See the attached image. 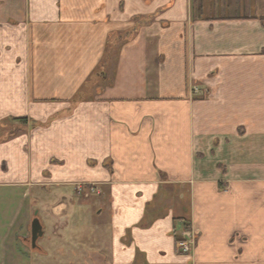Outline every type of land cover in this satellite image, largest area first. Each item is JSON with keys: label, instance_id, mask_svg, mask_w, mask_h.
Instances as JSON below:
<instances>
[{"label": "crops", "instance_id": "0c3cea01", "mask_svg": "<svg viewBox=\"0 0 264 264\" xmlns=\"http://www.w3.org/2000/svg\"><path fill=\"white\" fill-rule=\"evenodd\" d=\"M3 129L31 264H264V0H0Z\"/></svg>", "mask_w": 264, "mask_h": 264}, {"label": "rangeland", "instance_id": "374dc122", "mask_svg": "<svg viewBox=\"0 0 264 264\" xmlns=\"http://www.w3.org/2000/svg\"><path fill=\"white\" fill-rule=\"evenodd\" d=\"M6 137H7V129H3L0 134V140ZM27 203L28 200L19 202L17 198L3 196L0 194V217H14L13 214H17L18 216L15 217H19L18 218L19 222L17 221L14 224L15 231L13 232L15 234L12 235L9 234V231L7 229H6L7 231L5 229L0 230V262L1 263L2 261L8 262L11 260V258H14L16 262L15 264H31V260L29 258L32 256L34 257L35 253H37V250H34V255L30 256V254L32 253V250L30 248V242L24 243L23 240L21 239V237H24L27 234L26 221H28V219L34 218L37 212V210H34V213L25 211L27 209ZM2 223L6 225L12 224L8 222V220H6V222H3L1 220L0 228ZM37 255L35 257H38ZM7 264H11V263H7Z\"/></svg>", "mask_w": 264, "mask_h": 264}, {"label": "built area", "instance_id": "2783aa9c", "mask_svg": "<svg viewBox=\"0 0 264 264\" xmlns=\"http://www.w3.org/2000/svg\"><path fill=\"white\" fill-rule=\"evenodd\" d=\"M193 90V89H192ZM196 90L194 89L193 92ZM90 191H93L92 189ZM197 235L191 229L186 228L175 242L174 253L177 256H190L196 246Z\"/></svg>", "mask_w": 264, "mask_h": 264}, {"label": "water", "instance_id": "95a60500", "mask_svg": "<svg viewBox=\"0 0 264 264\" xmlns=\"http://www.w3.org/2000/svg\"><path fill=\"white\" fill-rule=\"evenodd\" d=\"M36 215L37 213L30 224V245L32 249L37 248V241L43 236L42 225Z\"/></svg>", "mask_w": 264, "mask_h": 264}, {"label": "trees", "instance_id": "16d2710c", "mask_svg": "<svg viewBox=\"0 0 264 264\" xmlns=\"http://www.w3.org/2000/svg\"><path fill=\"white\" fill-rule=\"evenodd\" d=\"M108 57H109V56H108ZM92 81H93V79H90V80L88 81V83L85 84V87H84V88H87V86H89V84H90ZM85 96H86V90L84 89V91L82 90V91H80V92H78V93L76 94V96L74 97V102L77 103V102L83 100V99L85 98ZM177 239H178V237H177Z\"/></svg>", "mask_w": 264, "mask_h": 264}]
</instances>
